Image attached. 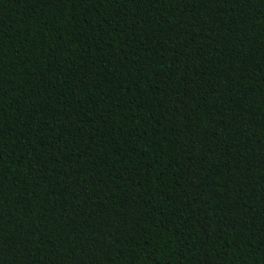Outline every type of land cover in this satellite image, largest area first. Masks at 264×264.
<instances>
[{
    "label": "trees",
    "instance_id": "obj_1",
    "mask_svg": "<svg viewBox=\"0 0 264 264\" xmlns=\"http://www.w3.org/2000/svg\"><path fill=\"white\" fill-rule=\"evenodd\" d=\"M0 264H264V0H0Z\"/></svg>",
    "mask_w": 264,
    "mask_h": 264
}]
</instances>
